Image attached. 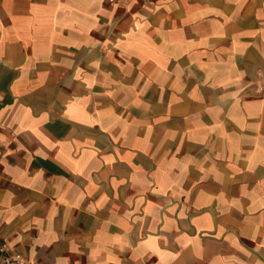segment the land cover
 <instances>
[{"label":"crops","instance_id":"0c3cea01","mask_svg":"<svg viewBox=\"0 0 264 264\" xmlns=\"http://www.w3.org/2000/svg\"><path fill=\"white\" fill-rule=\"evenodd\" d=\"M264 0H0V242L24 264H264Z\"/></svg>","mask_w":264,"mask_h":264},{"label":"built area","instance_id":"2783aa9c","mask_svg":"<svg viewBox=\"0 0 264 264\" xmlns=\"http://www.w3.org/2000/svg\"><path fill=\"white\" fill-rule=\"evenodd\" d=\"M260 79L258 83L259 91H264V70L258 72ZM0 259L2 264H24V261L10 252V247L6 242H0Z\"/></svg>","mask_w":264,"mask_h":264},{"label":"rangeland","instance_id":"374dc122","mask_svg":"<svg viewBox=\"0 0 264 264\" xmlns=\"http://www.w3.org/2000/svg\"><path fill=\"white\" fill-rule=\"evenodd\" d=\"M0 264H2L1 259H0Z\"/></svg>","mask_w":264,"mask_h":264}]
</instances>
